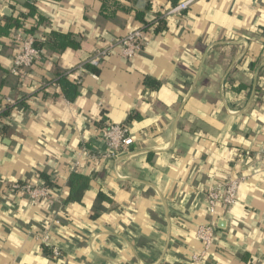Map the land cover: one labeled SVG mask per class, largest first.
Returning a JSON list of instances; mask_svg holds the SVG:
<instances>
[{
    "label": "crops",
    "instance_id": "1",
    "mask_svg": "<svg viewBox=\"0 0 264 264\" xmlns=\"http://www.w3.org/2000/svg\"><path fill=\"white\" fill-rule=\"evenodd\" d=\"M104 1L0 0V27L30 4L45 17L42 57L26 74L13 63L22 28L0 32V264H195L205 223L216 235L197 264H264V0H195L173 12L181 0L144 9L111 0L125 8L108 15ZM158 17L165 30L146 28L134 57L86 65ZM52 30L73 44L46 42ZM58 71L76 80L73 100ZM117 123L129 126L123 152L74 167L81 147L102 150V129ZM74 171L90 177L80 202L69 199ZM43 175L54 187L41 202L13 187ZM234 175L246 177L237 205L212 211L208 192Z\"/></svg>",
    "mask_w": 264,
    "mask_h": 264
},
{
    "label": "built area",
    "instance_id": "2",
    "mask_svg": "<svg viewBox=\"0 0 264 264\" xmlns=\"http://www.w3.org/2000/svg\"><path fill=\"white\" fill-rule=\"evenodd\" d=\"M193 1L195 0H181L171 12L186 9ZM160 18L161 17L155 19L154 23L158 22V19ZM146 27L147 25L132 27L121 38L99 47L94 54L87 59L86 65L98 67L105 57L113 53H118L121 57L126 59L134 57L141 47ZM14 38L21 41L23 47V50L15 55L13 59L14 69L17 72L22 71L24 73L42 57V49L35 45L34 37L30 35L26 36L22 29L14 33ZM86 65L81 64L80 68H83ZM92 75L98 79V75L95 72H92ZM56 83L57 82H54L53 84ZM8 101L11 105L18 104V101L15 99L9 98ZM101 137L105 147H103L102 150H91L87 146L81 147L78 156L76 157L74 167L78 168L81 166V159L84 157L85 159L96 163L113 159L120 155L130 142L129 126L127 123L109 124L102 129ZM245 179L246 177L244 175H234L212 188L208 192L210 209L215 211L219 204L226 207H235L238 203L240 185ZM13 187L21 194L37 202H41L45 198L48 199L50 194V188L42 183L27 182L22 185L14 184ZM53 221L55 224L61 223L59 217L53 218ZM215 235V224L205 223L199 226L198 237L201 241L202 247L200 250L194 251L192 254L193 263H199L206 256L213 243ZM44 239L43 242L47 243L48 241Z\"/></svg>",
    "mask_w": 264,
    "mask_h": 264
},
{
    "label": "trees",
    "instance_id": "3",
    "mask_svg": "<svg viewBox=\"0 0 264 264\" xmlns=\"http://www.w3.org/2000/svg\"><path fill=\"white\" fill-rule=\"evenodd\" d=\"M131 1V0H130ZM111 0H105L103 4L102 12L108 15L109 5H113L115 8L110 13L114 14L118 8H125L121 4H119L118 1H113V4H110ZM30 13L29 14H18L15 16H12L10 18L6 19V25L0 27V32L7 33L10 29H18L22 28L24 29V32L27 33L30 36H33L35 39V45L39 48H42V44L38 41V39L35 37V33L42 26V24L45 22V17L40 13L39 10H37L35 4H30ZM138 19L144 20L143 13H138L137 15ZM146 23V22H145ZM147 27H153L154 31L161 32L165 30L166 24L165 21L162 19H158V22L154 23V21L147 22ZM46 39L49 43L51 42L59 48H65L66 46L73 44L74 38H72V35L70 33L65 32H59L56 30H52L50 32H46ZM58 75V78H56L58 84L61 86L62 91L68 96L70 99H74L77 95V82L76 80H70L67 75H65L63 72H56ZM155 84L154 79L148 78L146 79V84L152 85ZM11 109H6L2 113L3 115H8L10 113ZM42 178L44 179V182L42 184L46 185L48 188H53L54 186L49 180V177L46 175H43ZM27 183V182H24ZM90 183V177L84 173H80L77 171H74L70 179L68 181V185L70 187V196L69 199L74 202H80L89 186ZM44 250L48 253L49 256L55 257L52 249L44 246Z\"/></svg>",
    "mask_w": 264,
    "mask_h": 264
},
{
    "label": "water",
    "instance_id": "4",
    "mask_svg": "<svg viewBox=\"0 0 264 264\" xmlns=\"http://www.w3.org/2000/svg\"><path fill=\"white\" fill-rule=\"evenodd\" d=\"M145 5H146V1L145 0H138V3H137V7L138 8L144 9Z\"/></svg>",
    "mask_w": 264,
    "mask_h": 264
}]
</instances>
